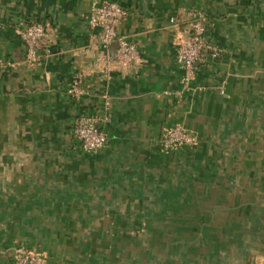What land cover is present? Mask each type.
I'll return each mask as SVG.
<instances>
[{
  "label": "crops",
  "instance_id": "0c3cea01",
  "mask_svg": "<svg viewBox=\"0 0 264 264\" xmlns=\"http://www.w3.org/2000/svg\"><path fill=\"white\" fill-rule=\"evenodd\" d=\"M93 1L0 0V264L19 244L46 264H264V0H110L130 12L131 62L102 48ZM189 10L220 56L183 90L170 19ZM29 21L49 28L34 63ZM105 97L109 141L88 153L75 121ZM173 126L197 145L166 149Z\"/></svg>",
  "mask_w": 264,
  "mask_h": 264
},
{
  "label": "built area",
  "instance_id": "2783aa9c",
  "mask_svg": "<svg viewBox=\"0 0 264 264\" xmlns=\"http://www.w3.org/2000/svg\"><path fill=\"white\" fill-rule=\"evenodd\" d=\"M186 21L172 17L170 23L175 28L176 61L182 68L183 90H188L199 69L210 60L220 56V50L208 38L207 15L199 10H189ZM130 12L116 2L94 0L92 3L88 24L92 29L100 30V43L104 50L117 43L118 48L113 59L124 62L140 60V52L128 36L119 34L120 24L128 18ZM18 34L26 51L28 63L37 62L40 50L46 48L49 28L43 23L18 26ZM48 53L47 48L44 53ZM112 58H106L107 69ZM6 65L0 59V68ZM224 91L221 90V93ZM87 93L83 86V78L77 74L67 88V94L74 99H80ZM109 99L105 97L104 110L97 114H82L74 125V138L80 148L88 153H96L106 147L109 134L106 129L110 122ZM166 149L177 150L197 145L198 137L183 126H173L166 130L161 140ZM13 264H46L45 258L36 250L18 245L14 248Z\"/></svg>",
  "mask_w": 264,
  "mask_h": 264
},
{
  "label": "trees",
  "instance_id": "16d2710c",
  "mask_svg": "<svg viewBox=\"0 0 264 264\" xmlns=\"http://www.w3.org/2000/svg\"><path fill=\"white\" fill-rule=\"evenodd\" d=\"M104 1L114 2V1H110V0H104ZM32 23H38V22H33V21L25 22V24H29V25L32 24ZM19 245H21V244H19Z\"/></svg>",
  "mask_w": 264,
  "mask_h": 264
}]
</instances>
